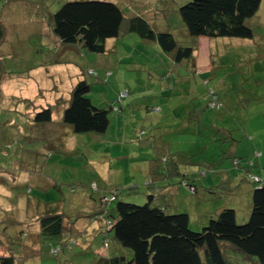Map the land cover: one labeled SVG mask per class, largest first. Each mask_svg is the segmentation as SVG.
Returning a JSON list of instances; mask_svg holds the SVG:
<instances>
[{"label":"rangeland","instance_id":"1","mask_svg":"<svg viewBox=\"0 0 264 264\" xmlns=\"http://www.w3.org/2000/svg\"><path fill=\"white\" fill-rule=\"evenodd\" d=\"M66 1L0 0L6 31L0 47V254L11 251L21 264H87L96 252L131 254L115 242L103 244L100 197L117 188L123 189L118 200L143 204L149 193L167 198L170 212L189 213L194 230L223 207L246 220L255 185L246 170L264 180V0L248 20L253 38H200L197 73L186 59L176 63L137 33L109 40L105 53L70 44L45 52L51 16ZM112 1L127 16L145 14L154 29L172 32L183 45L196 41L179 12L190 0ZM83 78L91 83L93 103L109 108L104 133H74L61 122L71 89ZM213 90L218 103L208 108ZM48 105L53 120L36 122L35 112ZM157 153L181 161L199 194L171 177L152 180L150 159ZM235 156L246 159L237 166ZM206 162L211 166L204 173ZM168 165L159 159L160 169ZM62 197L66 224L74 228L70 246L69 231L48 239L39 223L44 204ZM223 252L227 264H259L227 246Z\"/></svg>","mask_w":264,"mask_h":264},{"label":"trees","instance_id":"2","mask_svg":"<svg viewBox=\"0 0 264 264\" xmlns=\"http://www.w3.org/2000/svg\"><path fill=\"white\" fill-rule=\"evenodd\" d=\"M261 3L262 0H190L180 6L179 12L188 33L196 37V41L183 45L172 32L154 29L145 14L127 16L118 2L69 0L52 14L51 31L49 29L50 35H47L50 36V43L45 41L47 51L43 50L52 52L64 44H70L79 45L88 51L105 53L109 38H119L127 32L137 33L145 40L157 42L176 63H182L186 59L188 67L197 73L200 72L197 65L200 38H253L254 29L248 20L256 14ZM3 28L0 23V47L6 43V31ZM211 55L210 52V57ZM24 72L27 73L28 70ZM2 78L0 74V86ZM90 89L91 83L87 79H79L63 108L61 122L69 125L74 133H104L110 124L109 108L96 106L87 96ZM207 96L206 106L215 107L218 103L215 90L209 91ZM33 119L39 123L51 122L53 108L49 105L41 107L35 112ZM169 155L173 154H156L155 166L159 167V159L168 161L169 165L159 171L154 166L158 171L155 179L171 177L172 183L188 185L193 193L199 194L202 188L194 176H190L188 170L180 168L181 161L169 158ZM233 159V163L238 166L246 158L235 156ZM209 166L211 164L206 162L204 173ZM246 171L249 174L247 177L255 183L247 219L241 222L235 208L223 207L217 212H210L207 216L208 223L200 230L190 227L188 212H170V201L155 193H149L143 204L118 200L119 193L123 191L121 188L113 190L111 195L100 197L102 207L99 211L105 212L102 216L104 246L109 248L111 242H115L118 249L128 248L131 254L96 252L87 264H204V261L207 264H227L224 246L264 264V180L249 169ZM59 185L57 183L53 186L60 189ZM64 204V197L50 205L45 203L39 223L42 234L48 239H60L65 231H69L66 243L70 246L74 228L66 224L70 220L64 212ZM109 232L113 234L111 238ZM58 250L60 247L54 249L55 252ZM20 259L11 251L0 254V264H21ZM63 264L72 263L65 260Z\"/></svg>","mask_w":264,"mask_h":264},{"label":"crops","instance_id":"3","mask_svg":"<svg viewBox=\"0 0 264 264\" xmlns=\"http://www.w3.org/2000/svg\"><path fill=\"white\" fill-rule=\"evenodd\" d=\"M109 40H113V38H109V39L107 40V50H108V42H109ZM77 46H79V45H77ZM79 47H81V46H79ZM81 48H82V47H81ZM74 66H75V65H74ZM155 145H157V144H155ZM155 145H154V146H155ZM154 146H153V147H154ZM163 150H165V149H163ZM157 154H159V153H157ZM159 155H160V154H159ZM155 158H156V155H154L153 158L150 159V166H151L150 168H151L152 180H155L156 173L160 170V168H159L158 166H155V164H154V163H155ZM152 159H153V160H152ZM154 166L157 167V170H158V171L154 168ZM156 171H157V172H156ZM174 197L176 198V195H174ZM174 207H175L176 209H179V207H178L177 205H176V206L173 205V208H174Z\"/></svg>","mask_w":264,"mask_h":264}]
</instances>
